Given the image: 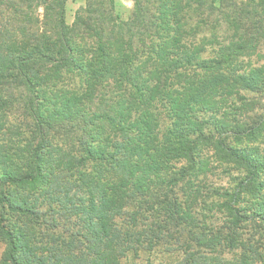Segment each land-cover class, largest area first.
Wrapping results in <instances>:
<instances>
[{
    "label": "trees",
    "instance_id": "1",
    "mask_svg": "<svg viewBox=\"0 0 264 264\" xmlns=\"http://www.w3.org/2000/svg\"><path fill=\"white\" fill-rule=\"evenodd\" d=\"M67 3L0 0V264H264V0Z\"/></svg>",
    "mask_w": 264,
    "mask_h": 264
},
{
    "label": "rangeland",
    "instance_id": "2",
    "mask_svg": "<svg viewBox=\"0 0 264 264\" xmlns=\"http://www.w3.org/2000/svg\"><path fill=\"white\" fill-rule=\"evenodd\" d=\"M86 2L87 0H68L66 6V24L68 27L74 26L77 13L82 8L86 7ZM96 2L98 6H100L102 2H105V7H108L109 0H96ZM113 4L115 6V14H118L125 21L131 18L134 10V0H113ZM40 14H43L42 9H40ZM254 61L256 62L257 58L254 59ZM5 251L6 244L0 239V259L4 256Z\"/></svg>",
    "mask_w": 264,
    "mask_h": 264
}]
</instances>
